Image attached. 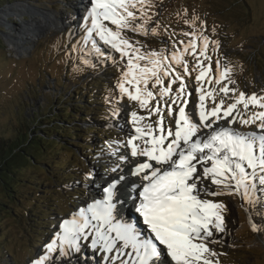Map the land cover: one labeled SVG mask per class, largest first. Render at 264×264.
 <instances>
[{
	"label": "rangeland",
	"instance_id": "1",
	"mask_svg": "<svg viewBox=\"0 0 264 264\" xmlns=\"http://www.w3.org/2000/svg\"><path fill=\"white\" fill-rule=\"evenodd\" d=\"M76 1L13 0L0 5L5 11L0 13V140L20 131H30L31 137L37 129L49 133L47 121L59 112L62 97L72 104L90 91L97 93V103H105L92 100V112L86 111L91 120L80 123L90 139L74 138L73 144H64L65 150L49 144L44 159L39 155L53 165V185L40 174L33 179L38 168L30 166L18 174L23 181L16 185L20 202L8 199L0 188V198L12 206L7 217L0 215V264H132L141 245L133 249L136 245L122 230L113 233L116 244L110 247L96 242L94 231L90 234L72 222L76 209L92 201L88 185L110 169L114 155L122 149L142 150L154 131L177 136L185 107L199 109L205 101L221 114L237 105V132L264 128V0H98L110 12L105 10L108 17L99 14L101 21L87 13L88 3L96 5L97 0H83L79 6ZM18 5L30 11L19 13ZM40 12L56 17L65 28L40 32L26 52L16 53L12 42L18 24L32 14L40 17ZM97 108L105 110L100 122L95 119ZM99 131L106 137L99 138ZM131 132L138 135L136 146ZM208 138L199 140L197 153H192L196 159L207 156L212 147ZM78 145L91 151L83 154ZM73 153L83 158L74 159ZM60 159L71 169L56 168ZM242 164L241 171L232 163L240 178L235 174L234 191L230 183L213 179L212 189L201 194L212 218L210 229L217 235L174 239L186 249L184 254L191 253L182 254L181 263L264 264V202L252 195L256 181L264 184V177H258L255 162ZM58 230L77 234L60 246ZM169 248L163 247L166 256ZM56 254L63 259H55Z\"/></svg>",
	"mask_w": 264,
	"mask_h": 264
},
{
	"label": "bare ground",
	"instance_id": "2",
	"mask_svg": "<svg viewBox=\"0 0 264 264\" xmlns=\"http://www.w3.org/2000/svg\"><path fill=\"white\" fill-rule=\"evenodd\" d=\"M82 1H76L78 6ZM88 4L87 13L94 20L103 19L99 14H103L104 17L110 14L106 3L102 4L97 0L96 5ZM15 10L23 13L25 10L30 11V8L18 5ZM105 10L108 13H105ZM3 12L5 11L0 9V13ZM40 17L32 14L30 19L18 24V29L15 30L17 36L12 42V48L16 53L26 52V45L34 39V36H40V32H47L50 27L56 30L65 28L63 22L60 23L56 17L48 13L40 12ZM197 105H199L198 101ZM237 112L236 105L221 114L220 110L209 108L207 101L199 109H189L186 106L181 115V121L176 126L177 136L166 137L154 131L150 137L146 138V145L145 148L142 147V150L137 147L131 153H127L122 149L118 156L114 155L110 169L106 173L101 171L104 174L98 175L99 181H92L88 185V190L93 195L92 201H86L80 205L79 209H76L77 213L74 212L76 214L72 217L74 225L82 226L83 229L80 226L78 228L85 231L88 229L90 234L94 231L93 238L96 242L104 241L105 246L112 247L116 244V238L109 226L115 224V219L116 221L125 220L128 225V227L125 226V229L129 231L128 236L136 245L134 249L139 244L146 245L144 251H141L140 247L136 255L132 256V264H166V261L172 264H183L179 260L186 249L174 243V239L210 236L217 233L210 229L209 222L212 223V218L201 203V194L212 189L213 179H221L226 184L230 183L229 187L234 191V184L230 181V174L233 173L231 172L233 171L232 163L243 167L241 163L250 157L258 168V177L261 179L264 177V128L254 132L248 131L249 133L238 131L241 133L239 134L234 127ZM132 132L130 134L134 135L133 143L136 146L138 135ZM207 135H209L208 144L212 147L208 149L207 156L196 159L192 153H197L196 146L199 140L206 139ZM211 135H216V138H211ZM252 144L256 145L251 147ZM117 157L118 161H115ZM192 159H194L193 162ZM196 160L197 162L194 163ZM195 167H200L201 172L205 173L198 174L201 172L197 171V173ZM249 173L252 178L255 177V174H252L253 171ZM245 174L248 175V173ZM193 180L203 181L204 184L190 186ZM261 181L264 182V179ZM258 182L260 181H256L254 185L252 195L254 198L259 196V199L264 202V184ZM119 185H126V192L119 191ZM115 194L118 201L125 206L122 215L116 211L115 201L117 200L113 198ZM131 201L142 206L138 222L141 219L145 225L144 228L137 227L131 221V212L135 215L134 211H130L128 207ZM149 204L152 206L151 209L147 208ZM58 234L60 246H65L64 243H69V237L77 233L58 230ZM165 245L167 248L169 245L175 246L173 249L169 248L171 252L166 249L167 256L163 252ZM187 252L186 254H191ZM54 257L63 259L59 254ZM118 259H124V257ZM158 259H164V261L161 260L160 263ZM186 264L197 263L192 261Z\"/></svg>",
	"mask_w": 264,
	"mask_h": 264
},
{
	"label": "trees",
	"instance_id": "3",
	"mask_svg": "<svg viewBox=\"0 0 264 264\" xmlns=\"http://www.w3.org/2000/svg\"><path fill=\"white\" fill-rule=\"evenodd\" d=\"M12 1L13 0H0V5L3 4V2L10 3ZM87 88L88 87H86V89ZM74 93L76 95L75 91ZM94 93L95 92L89 91V94L87 95L88 97L76 96L72 101V104L68 103L66 99L62 97L58 102L59 106L57 109L59 110V112H53V118L50 121H47L48 125L46 128L50 126L49 133L47 132L48 129H37L35 132H33V137H31L30 131H20L19 133H15L14 135H12V137L9 139L0 140V188L4 189V191L7 193L8 199L17 203L20 202L16 185H18L19 183H23V181L22 178L18 176V174L21 175L24 170L28 169L30 166H36L38 168V173L34 172L31 175L33 179L37 177V174L38 176L40 174L43 176L45 181L48 182V184L53 185L52 182H55V178H57V175H52L53 165H50L47 161H43L46 153L48 152L46 150V147L49 144H53V146L58 145L60 149L65 150L66 147L64 146V144H73L71 141L74 140V138L78 139L83 137L84 139H86V141L91 138L88 137L85 133L82 134L83 130L81 129L80 123L87 121V118L91 120L90 115L87 114L86 111L92 112V109H90V106L93 104V102H91L92 100L96 102V105H101L102 103H97L96 99L93 98ZM62 99H64L65 101L61 102ZM102 105H105V103L103 102ZM103 111L105 110H103L102 108H97V117L95 119L99 122L102 120L98 119L105 118ZM35 122L36 121L33 118L30 124L32 123L31 125H33ZM96 134L98 135V137H106L101 131ZM52 135L56 138L50 139ZM57 139H60L61 141H57ZM90 146L92 147V149L95 148L94 144ZM78 148L82 149L81 151L83 154L84 150L89 149L88 145H78ZM39 155L42 156L43 159L39 158ZM86 156H88V154H86ZM72 158L82 159L83 157L82 154L73 153ZM54 166H56V168L60 170L71 169V166H68V161H62V159H60L59 163ZM27 180H30V178H28ZM53 201L55 200L53 199ZM11 209V203H4L0 198V215L7 217V215L11 213Z\"/></svg>",
	"mask_w": 264,
	"mask_h": 264
}]
</instances>
